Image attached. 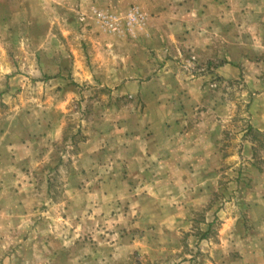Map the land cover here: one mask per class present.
<instances>
[{
  "label": "rangeland",
  "instance_id": "374dc122",
  "mask_svg": "<svg viewBox=\"0 0 264 264\" xmlns=\"http://www.w3.org/2000/svg\"><path fill=\"white\" fill-rule=\"evenodd\" d=\"M245 1L223 3L232 15ZM254 3L247 0L245 11L252 12ZM131 11L143 15L130 0H0V125L14 118L20 135L29 133L35 117L63 125L58 140L39 145L43 189L37 212L24 231L14 233L18 247L6 243L5 255H19L27 260L22 264H180L186 256L191 264H263L257 259L262 249L253 242L264 240V204L252 212L245 207L253 194L264 201V130L250 116L255 95L264 98L261 89L247 88L243 79L211 82L227 117L210 215L209 209L176 211L185 185L164 179L148 185L147 172L109 163V150L126 141L121 135L117 142L115 134L139 122L126 120L127 114L145 109L96 79L101 69H107L102 79H109L110 67L124 63L125 42L144 23L127 24ZM97 12L113 19L115 30L99 22ZM136 50V63L160 64L140 44ZM193 57L191 64L204 76L205 64ZM256 107L264 113V100ZM98 134L103 157L98 166L83 168L78 146ZM62 150L69 155L62 157ZM147 193L157 198L148 200ZM61 194L64 208L57 200ZM171 198L175 209L168 215L163 206Z\"/></svg>",
  "mask_w": 264,
  "mask_h": 264
},
{
  "label": "crops",
  "instance_id": "0c3cea01",
  "mask_svg": "<svg viewBox=\"0 0 264 264\" xmlns=\"http://www.w3.org/2000/svg\"><path fill=\"white\" fill-rule=\"evenodd\" d=\"M249 1L255 2L252 12L245 11L246 0L231 15L223 0H130L143 13L144 23L135 38L125 42L124 63L110 67L114 75L103 80L107 69H101L96 77L99 84L113 89L114 96L132 98L145 105L142 112L127 114L126 120L139 122L128 127L127 132L115 134L117 140L122 135L126 141L109 150V163L137 170L135 174L147 172L148 185L164 180L185 185L186 201L180 200L176 206L181 214L209 209L206 215H210L213 211L209 200L220 161L217 146L222 138V122L227 115L223 99L211 88L212 81L223 85L243 79L247 88L264 92V4L260 0ZM138 44L157 57L160 64L136 63L133 57ZM187 56H195L205 64L204 76L194 75L193 67L185 65ZM251 71L253 74H249ZM263 100L255 95L250 111L251 122L259 131L264 130V113L256 105ZM35 118L29 133L23 135L14 133L19 124L14 118L0 125V264L27 262L19 255H10L13 260L8 258L4 248L9 240L13 249L18 247L14 233L24 231L37 212L39 191L43 189L39 186L43 174L39 145L58 140L63 127L58 122ZM99 137L100 134L93 135L79 144L78 159L85 165L83 168L98 166V159L103 157L96 144ZM68 151L62 150L61 156L64 152L68 156ZM49 187H45L46 192H50ZM145 197L151 201L157 198L149 193ZM251 199H255L254 194ZM251 199H244L248 211L264 204L262 199ZM57 200L62 201L64 208V195ZM172 200L163 206L168 208V215H173L175 209ZM253 245L261 247L257 259L264 264V240ZM186 258L180 264L192 263L190 256Z\"/></svg>",
  "mask_w": 264,
  "mask_h": 264
},
{
  "label": "built area",
  "instance_id": "2783aa9c",
  "mask_svg": "<svg viewBox=\"0 0 264 264\" xmlns=\"http://www.w3.org/2000/svg\"><path fill=\"white\" fill-rule=\"evenodd\" d=\"M95 16L97 17V19L99 20V22L103 23L104 25H106L107 27L109 28H112L113 30H115L113 28L112 25H114L115 23L113 22V19L111 17L112 20L108 19L109 17L104 15L103 13H95ZM143 17L140 13H138L137 11H131L129 12L127 15H126V21H127V24H135L139 21H142ZM195 61V58L194 57H191L190 59V64L188 65H191L193 67V65L191 63H194ZM195 67H193L194 69ZM194 72H197L198 74H201L202 71L199 70V69H194Z\"/></svg>",
  "mask_w": 264,
  "mask_h": 264
},
{
  "label": "trees",
  "instance_id": "16d2710c",
  "mask_svg": "<svg viewBox=\"0 0 264 264\" xmlns=\"http://www.w3.org/2000/svg\"><path fill=\"white\" fill-rule=\"evenodd\" d=\"M206 234L204 233V236H205Z\"/></svg>",
  "mask_w": 264,
  "mask_h": 264
}]
</instances>
